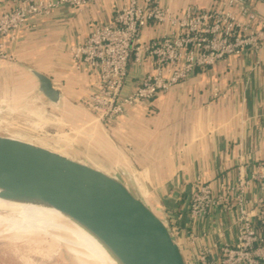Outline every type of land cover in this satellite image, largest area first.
<instances>
[{
    "label": "crops",
    "instance_id": "obj_1",
    "mask_svg": "<svg viewBox=\"0 0 264 264\" xmlns=\"http://www.w3.org/2000/svg\"><path fill=\"white\" fill-rule=\"evenodd\" d=\"M118 1L61 5L31 18L27 27L3 37L5 52L14 62L3 61L0 66L26 71L28 65L51 80L60 93L56 111L64 137L72 143L69 150L103 170L126 166L136 178L143 200L155 203L161 214L169 212L186 261L194 262L200 248L216 255L213 244L234 239L235 209L216 206L207 215L190 218L187 198L196 180L212 186L220 180L234 183L240 158L250 164L264 156V51L229 55L198 69L155 95L147 104L148 112L146 104H138L114 123L104 125L81 104L96 75L86 65L73 63L71 48L85 41L94 24L108 21ZM210 1L175 3L206 6ZM14 4L1 3L0 11ZM254 7L264 14L263 4L254 3ZM162 30L160 25L148 23L140 39L157 37ZM128 66V87L151 70L149 61L136 65L130 59ZM28 82V90L36 87L29 72ZM73 127L83 133L71 130ZM256 195V187L251 186L249 200Z\"/></svg>",
    "mask_w": 264,
    "mask_h": 264
},
{
    "label": "built area",
    "instance_id": "obj_2",
    "mask_svg": "<svg viewBox=\"0 0 264 264\" xmlns=\"http://www.w3.org/2000/svg\"><path fill=\"white\" fill-rule=\"evenodd\" d=\"M92 0H0L16 3L0 11V58L9 57L3 37L30 19L54 7H81ZM264 0H214L206 6L175 0H119L110 19L94 24L82 44L71 48L76 66L86 65L96 77L81 104L95 120L109 125L138 104H148L198 69H205L229 55L264 51V17L254 9ZM148 23L160 25L159 36L143 41ZM130 59L146 61L151 70L128 87ZM217 92L213 95L217 96ZM146 107V112L150 106ZM256 187L254 200L248 190ZM235 209L234 239L213 244L217 254L200 248L193 264H258L264 260V156L237 166L234 183L212 186L196 180L187 198L190 218L207 215L211 208ZM192 241V239H191Z\"/></svg>",
    "mask_w": 264,
    "mask_h": 264
},
{
    "label": "water",
    "instance_id": "obj_3",
    "mask_svg": "<svg viewBox=\"0 0 264 264\" xmlns=\"http://www.w3.org/2000/svg\"><path fill=\"white\" fill-rule=\"evenodd\" d=\"M26 70L36 79L37 93L58 110L60 93L51 80L36 69ZM64 134L60 130L53 143L63 154L0 135V197L60 208L118 264H193L186 261L169 212L161 214L155 203L143 200L133 173L122 164L107 171L74 156Z\"/></svg>",
    "mask_w": 264,
    "mask_h": 264
},
{
    "label": "rangeland",
    "instance_id": "obj_4",
    "mask_svg": "<svg viewBox=\"0 0 264 264\" xmlns=\"http://www.w3.org/2000/svg\"><path fill=\"white\" fill-rule=\"evenodd\" d=\"M3 61L14 62V59L0 58V62ZM27 67L28 65H25V69ZM28 84L27 70L21 71L8 68L6 65L0 66V135L31 141L63 154L62 148L53 144L56 143V137L63 127V122L57 111L50 104H46L35 88L28 90ZM71 130L83 133L79 127H73ZM8 204L0 199L2 210L6 207L10 208ZM0 212L3 214V211L0 210ZM50 246H52L53 253ZM20 263L79 264L60 241H53L52 245H48L39 239L28 240L26 236L10 238L3 225H0V264Z\"/></svg>",
    "mask_w": 264,
    "mask_h": 264
},
{
    "label": "bare ground",
    "instance_id": "obj_5",
    "mask_svg": "<svg viewBox=\"0 0 264 264\" xmlns=\"http://www.w3.org/2000/svg\"><path fill=\"white\" fill-rule=\"evenodd\" d=\"M0 199L10 204L7 205L10 208L3 210L0 206L3 211V214H0V225H3L10 238L26 236L28 240L39 239L48 245H52L53 241H60L79 264H117L91 233L60 208L33 200ZM50 247L52 249V246Z\"/></svg>",
    "mask_w": 264,
    "mask_h": 264
}]
</instances>
